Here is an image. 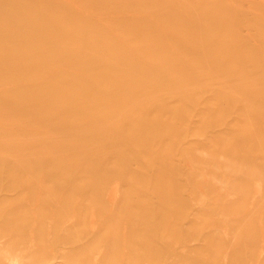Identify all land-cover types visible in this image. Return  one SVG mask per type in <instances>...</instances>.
I'll list each match as a JSON object with an SVG mask.
<instances>
[{
	"label": "rangeland",
	"instance_id": "rangeland-1",
	"mask_svg": "<svg viewBox=\"0 0 264 264\" xmlns=\"http://www.w3.org/2000/svg\"><path fill=\"white\" fill-rule=\"evenodd\" d=\"M263 212L264 0H0V264H264Z\"/></svg>",
	"mask_w": 264,
	"mask_h": 264
},
{
	"label": "bare ground",
	"instance_id": "bare-ground-1",
	"mask_svg": "<svg viewBox=\"0 0 264 264\" xmlns=\"http://www.w3.org/2000/svg\"><path fill=\"white\" fill-rule=\"evenodd\" d=\"M69 1H70V0H69ZM236 12H238V11L236 10ZM239 12H240V11H239ZM239 12H238V13H239ZM236 14H237V13H236ZM236 14H235V15H236ZM236 21H237V20H236ZM238 23H239V22H238ZM241 23H242V22H241ZM238 25H239V24H238ZM245 28H246V27H245ZM202 142H203V140H202ZM221 153H222V152H221ZM222 155H223V154H221V156H222ZM221 158H222V157H221ZM229 159H230V158H229ZM193 163H194V162H193ZM156 166H157V165H156ZM190 166H191V165H190ZM240 185H241V184H240ZM112 188H113V187H112ZM116 188H117V187H116ZM116 188H115V189H116ZM258 189H259V188H258ZM258 189H257V190H258ZM111 190H112V189H111ZM113 190H114V189H113ZM255 191H256V190H255ZM109 193H110V192H109ZM111 193H112V192H111ZM213 194H214V193H213ZM256 194H257V193H256ZM111 195H112V194H111ZM116 196H117V195H116ZM230 196H231V195H230ZM255 196H256V195H255ZM150 197H151V196H150ZM110 198H111V196H110ZM151 202H152V201H151ZM229 203H230V204H233V203H235V200H231V201H229ZM243 211H244V209L241 210V211H239V212L236 213V214H238V215L240 214V216H241V214L243 213ZM246 212H247V211H246ZM263 213H264V212H263ZM92 218H93V217H92ZM93 219H94V218H93ZM228 220H229V219H228ZM92 225H93V224H92ZM227 232H228V231H227ZM227 232H226V233H227ZM226 233H225V234H226ZM201 235H202V234H201ZM251 244H253V243H251ZM252 246H253V245H252ZM229 249H230V248H229ZM262 254H263V253H262Z\"/></svg>",
	"mask_w": 264,
	"mask_h": 264
}]
</instances>
